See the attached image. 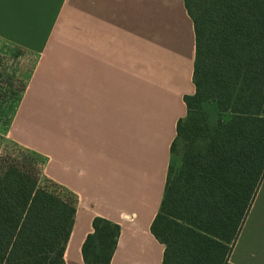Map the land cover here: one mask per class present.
Listing matches in <instances>:
<instances>
[{"label": "crops", "instance_id": "0c3cea01", "mask_svg": "<svg viewBox=\"0 0 264 264\" xmlns=\"http://www.w3.org/2000/svg\"><path fill=\"white\" fill-rule=\"evenodd\" d=\"M69 93L57 96L46 177L75 199L66 264H84L92 221L121 227L112 264H163L151 225L164 197L196 34L184 0H0V42L43 56L69 12ZM264 264V179L230 256Z\"/></svg>", "mask_w": 264, "mask_h": 264}, {"label": "trees", "instance_id": "16d2710c", "mask_svg": "<svg viewBox=\"0 0 264 264\" xmlns=\"http://www.w3.org/2000/svg\"><path fill=\"white\" fill-rule=\"evenodd\" d=\"M184 3L196 90L184 97L151 232L165 246L163 264H231L264 179V0ZM21 153L0 160V264H66L75 199L41 187L38 159ZM92 227L84 264H112L121 227L100 217Z\"/></svg>", "mask_w": 264, "mask_h": 264}, {"label": "rangeland", "instance_id": "374dc122", "mask_svg": "<svg viewBox=\"0 0 264 264\" xmlns=\"http://www.w3.org/2000/svg\"><path fill=\"white\" fill-rule=\"evenodd\" d=\"M78 13L73 28L67 11L43 56L0 42V160L21 159V152L29 150L40 164V186L66 197L69 195L45 175L49 157L35 148L52 150L54 108L60 105L57 96L69 93L70 36L73 30H84V8ZM206 109L212 119L217 118L213 105Z\"/></svg>", "mask_w": 264, "mask_h": 264}]
</instances>
